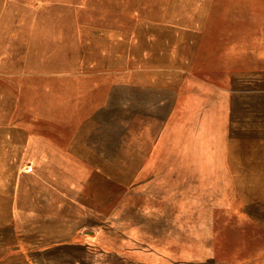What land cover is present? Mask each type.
Listing matches in <instances>:
<instances>
[{
	"label": "crops",
	"instance_id": "obj_1",
	"mask_svg": "<svg viewBox=\"0 0 264 264\" xmlns=\"http://www.w3.org/2000/svg\"><path fill=\"white\" fill-rule=\"evenodd\" d=\"M129 1L130 10L113 9L116 2L129 6ZM133 3L0 0V197L13 211L15 229L0 233V264H17V257L30 263L75 245L77 236L101 244L106 227L114 236L113 251L131 242L128 249L157 248L156 256L165 257L163 237L136 227L182 225L184 194L213 191L218 175L208 156L197 152L185 160L183 143L162 137L180 96L174 92L151 101L148 87L136 80ZM73 49L80 51V69L72 72L71 52L56 68L62 52ZM113 61L126 65L120 71ZM255 66V81H264L260 52ZM152 108L159 113L152 139L141 147L140 141L119 138L120 126L133 127L136 113L151 114ZM127 142L125 162L120 151ZM104 193L111 195L110 218L97 203ZM9 257L15 259L8 262Z\"/></svg>",
	"mask_w": 264,
	"mask_h": 264
},
{
	"label": "rangeland",
	"instance_id": "obj_2",
	"mask_svg": "<svg viewBox=\"0 0 264 264\" xmlns=\"http://www.w3.org/2000/svg\"><path fill=\"white\" fill-rule=\"evenodd\" d=\"M130 4L116 2L113 9L130 10ZM133 4L136 80L148 87L151 101L174 92L180 96V107L169 115L162 137L179 139L185 160L197 152L208 156L218 175L213 191L200 188L199 194H184L182 225L136 227L139 233L163 237L165 257L156 256L157 248L128 249L131 242L113 251L114 236L106 227L101 244L90 236H77L75 245L40 254L30 263L17 257V264H264V92H258L264 81L253 77L259 74L255 66L259 52L264 61V0H134ZM69 52L74 72L83 63L79 49L63 51L54 64L61 67ZM113 64L121 71L126 61ZM244 74L246 81L240 80ZM203 105L208 106L203 113L194 111ZM157 109L136 113L133 127L117 130L119 138L140 141L142 147L158 132L153 120ZM127 144L120 151L125 162L131 147ZM110 197L104 193L97 201L104 218L111 215ZM3 198L0 233L10 235L15 230L14 214L5 208ZM129 214L136 213L129 210ZM14 259L9 257L8 262Z\"/></svg>",
	"mask_w": 264,
	"mask_h": 264
}]
</instances>
